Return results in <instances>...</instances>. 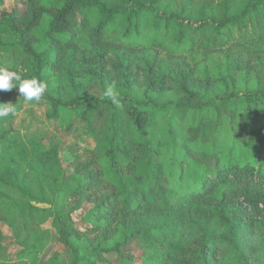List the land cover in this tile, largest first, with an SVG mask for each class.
Wrapping results in <instances>:
<instances>
[{
    "label": "trees",
    "instance_id": "obj_1",
    "mask_svg": "<svg viewBox=\"0 0 264 264\" xmlns=\"http://www.w3.org/2000/svg\"><path fill=\"white\" fill-rule=\"evenodd\" d=\"M24 7L0 21V67L47 84L41 99L51 104L50 120L78 110L90 122L97 109L109 114L110 126L99 131L93 150L70 144L64 153L59 145L47 149L33 140L26 150L0 137V223L13 229L20 249L10 256L0 228V264H62L59 253L40 256L53 236L40 226L51 218L71 254L69 264H97L131 240L142 245L144 264H210L214 243L233 245L238 229L227 215L219 222L211 215L214 231L205 228L196 242H183L192 204L203 199L232 198L264 229V127L258 122L247 128L242 121L243 132L236 133L225 158L218 146V130L223 120L239 119L241 99L249 105L261 101L249 113L252 119L264 112V77L241 86L229 71L264 46V0H24ZM162 55L170 61L204 57L194 69L204 71L213 87L195 91L185 78L176 89L143 87L136 79L113 102L107 92L119 84L86 65L109 59L152 69L167 63ZM213 62L218 68L209 70ZM85 78L99 79L104 97L85 93ZM18 92L0 91V103ZM161 111L165 117L159 119ZM191 114L194 120L187 123ZM85 201L94 204L88 226L70 232L65 217L71 219ZM46 204L52 208L39 206ZM191 244L189 258L182 251ZM29 253L36 258L27 262Z\"/></svg>",
    "mask_w": 264,
    "mask_h": 264
},
{
    "label": "rangeland",
    "instance_id": "obj_2",
    "mask_svg": "<svg viewBox=\"0 0 264 264\" xmlns=\"http://www.w3.org/2000/svg\"><path fill=\"white\" fill-rule=\"evenodd\" d=\"M24 11V0H3L0 5V21L4 13L11 14L15 12L21 14ZM231 49L235 51L234 48ZM161 58H166L167 63L158 62L152 69L148 68L147 65L139 64V62H136L131 67L128 64H113L109 59L98 60L91 65L89 63L86 65L89 68L92 67L95 73H106L107 81L114 82L115 85L119 84V89H112L114 97L119 96L120 93L127 94L130 84L136 79L139 80L140 85L143 87H149L150 84L155 83V86L158 85L160 87L162 84L169 89H176L181 85L184 78L185 84L195 91L205 92L213 87L214 83L208 81V77L203 73L204 71L200 72L194 69L198 63L203 62L204 57L194 55L174 61H170L165 55H162ZM219 58L225 59V56L220 55ZM235 58L241 60L238 56ZM215 60L219 62L218 56H215ZM219 63L221 64L220 69L226 68L225 61ZM233 65L229 71L237 73L241 86L250 79H261L264 77V46L261 45L257 50L246 53L240 64L236 63ZM214 67H216L214 62L213 65L208 64L209 70L214 69ZM222 73L224 77H227L226 71ZM82 83L84 86L87 85L85 93H88L89 96L104 97V87L99 79L85 78ZM133 90L137 93H143V90ZM9 103L13 104L14 111L8 117L0 119V137L4 136L10 141H17L26 150L30 148L33 140L42 142L47 149L59 145L63 151L62 153L66 151L70 144H77L80 149L93 150L97 147L100 139L99 131L105 130L108 125L110 126L109 114L106 113L102 116L97 109L94 110L93 116L89 120L90 122L82 121L78 110L76 112H67L59 120L52 121L48 118L52 113L51 104L46 100L26 101L18 92L6 102V104ZM261 106L260 100L249 105L241 99L237 106L239 119H236L232 124L228 119L223 120V126L218 130V146L225 149L223 158L226 157L230 147L234 144L236 133L243 132L242 121L245 122L244 127L247 128L252 125H258V122L264 127V112H262L260 118L252 119L248 116L252 110ZM171 115L172 113L169 112L166 119L170 118ZM156 116L160 117L159 119L164 118L165 112L156 113ZM193 120L194 114H191L186 122L189 123ZM164 122L166 121L164 120ZM67 125L70 126L69 129L66 128ZM93 128H95V131ZM163 128L164 126L161 125L157 130L160 132L163 131ZM201 149L203 151L206 150L204 147ZM260 150L264 158V147ZM193 204V209L189 215L191 224L181 234L183 242L188 243L191 240L196 242L204 233L202 231L205 228L209 229V231H214L216 227L213 228L214 226L209 223V218L212 215L219 222L223 220V214H225L231 218L234 227L238 229L235 235L237 237L236 243L230 245L216 241L209 257L210 264H264V229L249 220L251 217L249 210L237 205L232 198L227 200H224V198L203 199L201 202ZM79 205L72 213L71 219L67 218L66 214L63 213L66 216L65 222L70 232L74 228L83 229L88 226L86 216L94 204L85 201ZM39 206L52 208L48 204ZM223 207L226 209L223 210ZM215 209L220 212V215H214ZM187 214L185 211L181 212L182 216ZM40 227L50 229L51 233H53L49 247L40 255L42 259H50L55 253H59L62 256V264H69L71 254L54 232L53 219L51 218ZM0 228L4 234L10 256L13 257L20 251L14 244L13 229L4 223H0ZM193 245L195 244L193 243ZM193 245L191 248L188 246L182 253H187L186 256L190 258V254L194 249ZM139 247H142V245L138 240H131L121 253L108 254L104 260L97 264H144L141 257L143 248L140 249ZM35 255L29 253L25 259L30 262L36 258ZM130 257L133 258L131 259Z\"/></svg>",
    "mask_w": 264,
    "mask_h": 264
},
{
    "label": "clouds",
    "instance_id": "obj_3",
    "mask_svg": "<svg viewBox=\"0 0 264 264\" xmlns=\"http://www.w3.org/2000/svg\"><path fill=\"white\" fill-rule=\"evenodd\" d=\"M13 89H18L26 101H39L46 94L47 84L35 77L22 79L15 71L0 67V91ZM107 95L113 97V102H115L111 88H109ZM13 111V104L0 103V119L8 117Z\"/></svg>",
    "mask_w": 264,
    "mask_h": 264
}]
</instances>
